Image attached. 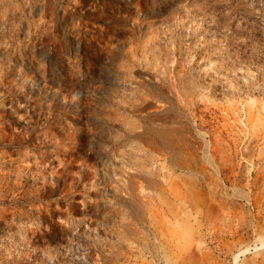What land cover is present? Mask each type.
Returning <instances> with one entry per match:
<instances>
[{"label": "rangeland", "instance_id": "374dc122", "mask_svg": "<svg viewBox=\"0 0 264 264\" xmlns=\"http://www.w3.org/2000/svg\"><path fill=\"white\" fill-rule=\"evenodd\" d=\"M0 264H264V0H0Z\"/></svg>", "mask_w": 264, "mask_h": 264}]
</instances>
